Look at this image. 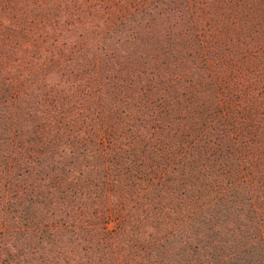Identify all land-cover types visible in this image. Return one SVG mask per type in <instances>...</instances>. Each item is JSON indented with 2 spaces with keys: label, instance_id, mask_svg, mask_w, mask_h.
Listing matches in <instances>:
<instances>
[{
  "label": "trees",
  "instance_id": "trees-1",
  "mask_svg": "<svg viewBox=\"0 0 264 264\" xmlns=\"http://www.w3.org/2000/svg\"><path fill=\"white\" fill-rule=\"evenodd\" d=\"M107 1L0 0V264H78L112 207L173 264H264V0Z\"/></svg>",
  "mask_w": 264,
  "mask_h": 264
},
{
  "label": "rangeland",
  "instance_id": "rangeland-1",
  "mask_svg": "<svg viewBox=\"0 0 264 264\" xmlns=\"http://www.w3.org/2000/svg\"><path fill=\"white\" fill-rule=\"evenodd\" d=\"M106 3L109 6H106L105 9H109V12L124 8L123 1L120 0H109ZM260 33V37H263V28ZM196 132L197 135H202V133ZM105 210L102 220L85 222L71 230L73 241L71 246L79 249L78 264H173L168 255V250L173 245L174 235L171 233L173 230L168 232L170 239L161 241L162 243L157 246L160 250L158 253L153 250L154 241L152 239L132 237L133 228L123 230L121 226L124 213H116L114 207ZM93 217V219L98 218L96 215ZM138 227H140V232L144 231L150 234L149 227L143 225ZM116 235L120 236V239ZM177 257L179 263H175L184 264L182 257Z\"/></svg>",
  "mask_w": 264,
  "mask_h": 264
}]
</instances>
